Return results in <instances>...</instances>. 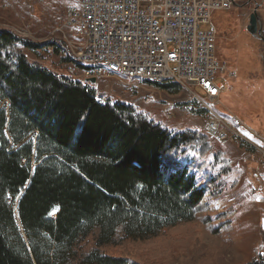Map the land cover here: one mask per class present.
<instances>
[{"label": "trees", "instance_id": "trees-1", "mask_svg": "<svg viewBox=\"0 0 264 264\" xmlns=\"http://www.w3.org/2000/svg\"><path fill=\"white\" fill-rule=\"evenodd\" d=\"M40 48L0 28V264H140L111 251L194 220L234 167L205 132L101 105L90 85L25 53Z\"/></svg>", "mask_w": 264, "mask_h": 264}, {"label": "rangeland", "instance_id": "rangeland-1", "mask_svg": "<svg viewBox=\"0 0 264 264\" xmlns=\"http://www.w3.org/2000/svg\"><path fill=\"white\" fill-rule=\"evenodd\" d=\"M77 2L0 0V28L41 45L37 53L25 50L29 59L64 75L69 67L78 70L79 65L54 29L64 20L67 8ZM257 7L264 28V0H237L232 9L218 12L213 19L219 60L229 73L236 75L231 80L223 75L217 78L223 83L225 92L221 103L214 104L217 108L213 106V111L231 122L229 116L235 117L263 137L264 46L247 31L250 15ZM209 28L212 25H203L204 30ZM76 80L81 81L80 78ZM89 85L104 103L119 101L137 107L171 131L197 129L206 133L209 118L206 109L179 82L166 83L167 88H162L147 81L114 78ZM193 91L205 97L201 89L195 87ZM166 109L172 110V116L165 114ZM235 131L236 127L228 126L224 145L209 137L216 151L224 152L234 167L233 174L228 177V189L218 198L205 197L206 210L197 213L194 220L167 228L145 241L123 242L114 247L111 254L130 257L140 264H245L255 259L259 252L263 253L264 153L256 147L254 137L243 129L238 135ZM192 156L189 153V159ZM195 171L199 184H203L210 170ZM15 219L20 226L17 206Z\"/></svg>", "mask_w": 264, "mask_h": 264}, {"label": "built area", "instance_id": "built-area-1", "mask_svg": "<svg viewBox=\"0 0 264 264\" xmlns=\"http://www.w3.org/2000/svg\"><path fill=\"white\" fill-rule=\"evenodd\" d=\"M78 1L85 5V13L76 14L74 4L69 6L64 20L54 29L70 54L86 62L109 63L123 69L129 73V81H135V76L158 77L160 84L173 79L185 81L186 89L207 111L205 131L213 141L224 145L229 125L236 127L237 135L243 129L264 141V137L235 117L229 116L231 122L208 112V105L220 104L225 92L217 78L236 77L219 60L213 16L229 11L237 0ZM204 24L212 28L204 30ZM66 72L63 76L74 80L114 79L102 72L79 71L73 66ZM195 87L205 97L194 93ZM165 114L172 116V110L166 109Z\"/></svg>", "mask_w": 264, "mask_h": 264}, {"label": "bare ground", "instance_id": "bare-ground-1", "mask_svg": "<svg viewBox=\"0 0 264 264\" xmlns=\"http://www.w3.org/2000/svg\"><path fill=\"white\" fill-rule=\"evenodd\" d=\"M74 10H75L76 14H83V13H85V5H82L81 1H78L77 4L74 5ZM72 57L74 58L75 61H77L78 65H79V68H78L79 71H84V72H102L103 75H105V76H112L113 78H117V79L118 78H123V79H128L129 80V73H126V71L123 70V69H119V68L114 67V65H111L109 63L86 62L84 60H80L79 56L78 55H74V54H72ZM74 69H77V68H74ZM80 80L81 81H79V80H76V81H78V82L84 81L82 83H86V79L85 78H80ZM136 80L137 81H147L149 83L160 84V80H159L158 77L135 76V81ZM174 81H175V83L179 82L182 85L186 86L185 81H182L180 79L169 80V82H172V83ZM97 100H98V102L101 105H103L104 101L101 100L100 97H97ZM213 106H214V104L208 105V112L209 113H214V115H216V113L213 111ZM217 106L215 107V109L217 108ZM254 138H255L254 142L256 144V147L259 150H264V147H263L264 145H262L264 143V141H262L261 138H257V137H254Z\"/></svg>", "mask_w": 264, "mask_h": 264}, {"label": "water", "instance_id": "water-1", "mask_svg": "<svg viewBox=\"0 0 264 264\" xmlns=\"http://www.w3.org/2000/svg\"><path fill=\"white\" fill-rule=\"evenodd\" d=\"M258 9L259 7H257L255 11L250 15L249 24L247 26V31L252 36H257L263 30V24L258 15ZM86 82L91 85L97 84V80L94 78L88 79ZM262 229L264 230V220L262 221Z\"/></svg>", "mask_w": 264, "mask_h": 264}, {"label": "flooded vegetation", "instance_id": "flooded-vegetation-1", "mask_svg": "<svg viewBox=\"0 0 264 264\" xmlns=\"http://www.w3.org/2000/svg\"><path fill=\"white\" fill-rule=\"evenodd\" d=\"M254 37L264 46V28L257 36Z\"/></svg>", "mask_w": 264, "mask_h": 264}, {"label": "crops", "instance_id": "crops-1", "mask_svg": "<svg viewBox=\"0 0 264 264\" xmlns=\"http://www.w3.org/2000/svg\"><path fill=\"white\" fill-rule=\"evenodd\" d=\"M70 6H71V5H70ZM217 13H218V12H216V13L214 14L213 19L215 18V16L217 15ZM65 14H66V13H65ZM64 16H65V15H64ZM64 16H63V18H64Z\"/></svg>", "mask_w": 264, "mask_h": 264}]
</instances>
